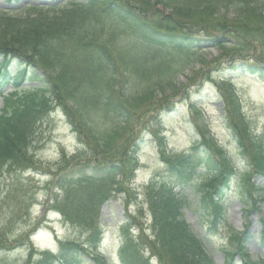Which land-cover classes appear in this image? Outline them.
Masks as SVG:
<instances>
[{
  "label": "trees",
  "instance_id": "1",
  "mask_svg": "<svg viewBox=\"0 0 264 264\" xmlns=\"http://www.w3.org/2000/svg\"><path fill=\"white\" fill-rule=\"evenodd\" d=\"M39 1L45 0L23 4L17 15L0 12V88L15 86L2 98L0 167L33 166V138L48 112L58 106L80 146L69 155L61 150L55 179L59 191L53 194L51 207L71 227L91 233L85 243H62L57 255L45 252L33 259L29 254L21 261L0 258V264H82L85 260L106 264L91 252L99 238L100 205L113 193H124L129 201L127 181L137 166L146 123L173 106L170 94L187 68L200 63L202 67L193 70L204 79L209 53H203V45L220 49L215 60L234 57L226 65L229 69L244 63L249 73L264 79V0ZM249 56L254 61L244 60ZM12 59L17 62L14 70ZM221 74L216 76L221 116L249 166L240 182L239 199L257 209L264 188L251 179L254 174L264 177V134L251 130L231 80ZM24 81L39 85L24 87ZM189 108L199 114L193 103ZM199 130L202 140L188 154L165 155L159 143L161 158L178 184L193 187L197 182L193 189L201 195L208 230L227 229L228 262L239 253L244 263L258 264L247 254L249 235L227 223L220 199L234 166L208 128L203 125ZM199 166L206 171L198 173ZM16 183L10 191L15 210H20L23 190ZM143 194L151 213V234H144L140 226L142 243L136 248L124 240L118 251L121 264H147L144 249L161 264H213L202 238L181 217L186 194L154 181ZM23 242L22 238L9 242L0 228V251Z\"/></svg>",
  "mask_w": 264,
  "mask_h": 264
},
{
  "label": "rangeland",
  "instance_id": "2",
  "mask_svg": "<svg viewBox=\"0 0 264 264\" xmlns=\"http://www.w3.org/2000/svg\"><path fill=\"white\" fill-rule=\"evenodd\" d=\"M21 1L25 3L27 0ZM20 5L10 3L7 0H0V11L16 14L19 12ZM225 47L231 48L230 44L225 45ZM237 50L238 48H233V52ZM204 52L209 53L205 55L208 64L203 66L204 79L195 76L194 70L187 69L183 75L178 77L180 84L174 88L175 90L171 89L173 91L170 97H172L174 108L162 110L154 119L150 118L146 123L148 130L144 132V141L139 151V168L132 183L127 185L129 191L133 190L140 194L134 200V204L127 207L130 217L125 213V199L127 197L124 193L109 199L101 207L100 225L103 229V237L100 250L107 258L112 256L117 261L115 255L122 238L120 228L123 220L133 224L148 218V212L145 211L142 202L144 200V187L149 184L151 178L155 176L156 179L154 180L159 183L173 181L171 174L165 170L160 161L156 147L157 142L149 128L152 127V131H156V127H159L157 132L163 137L165 148L171 156L187 152L193 141L199 138L196 128L199 120L192 118V111L189 108L191 103L195 104L201 111L202 122L207 123L211 134L222 145L225 153L233 160L237 169V175L231 179L230 187L224 191L222 196L228 209L227 221L236 230L243 231L246 228L250 234L254 235L252 238L248 237L247 244L253 259H256L258 255L264 257V243L262 244L260 241L264 202H259V210L254 209L249 212L244 208V204L239 201V174L244 170L245 161L242 155L237 154L236 146L230 136L231 130L228 128L226 120L221 117L216 76L223 77L221 74L223 73L225 74L224 77L231 80L233 89L242 101V110L250 121V127L257 134L264 133V80L259 75L243 70L246 67L244 63H235L237 66L229 69L226 65L231 64L230 61H233L234 57L215 60V56L220 52V49L216 47H208ZM248 59H252L251 56L244 60ZM252 60L254 61V59ZM13 62L17 64L15 59ZM196 65L195 68L198 69L200 63ZM200 66L202 67V65ZM261 66L264 67V63H261ZM188 78L192 79L187 81ZM35 85V83H28V86ZM2 91L6 93L8 88H4ZM155 122L157 123L156 126H154ZM78 146L80 145L74 139L70 125L65 120L60 108L55 106L45 116L33 138L30 148L33 166L26 167L27 172L26 169H14V166L11 167L12 170H9L6 165L0 167V226L4 225V228L7 229L8 238L13 239L23 235L35 222L44 217V210L51 202L52 191H56L55 179L58 175V165H60V150L64 149L67 153H73ZM31 169L36 171L30 172ZM198 171L203 172V168H199ZM254 176V182L258 185H264L262 176L257 177L256 174ZM53 180L54 182H52ZM13 182H19V188L23 192L25 191L20 210H15L16 201L10 191ZM16 188H18L17 183ZM180 188L181 185L178 184L175 189L177 191ZM188 191L189 204L183 210V218L204 240L207 251L214 259V264H226L227 241L224 232L208 231L206 216L198 204L200 194L195 191L194 193ZM141 206V211L137 210ZM70 225L63 223L59 215L47 213L45 222L42 221L39 228L30 236L31 242L38 250H55L59 240L74 239L84 242L87 235L91 233L90 229L72 228ZM131 231L137 232L135 226L131 227ZM7 255L9 259L19 261L25 257L26 251L18 246L17 249L7 253ZM234 259L235 261L230 264H242L237 254L234 255ZM151 263L158 264L156 259H152Z\"/></svg>",
  "mask_w": 264,
  "mask_h": 264
}]
</instances>
